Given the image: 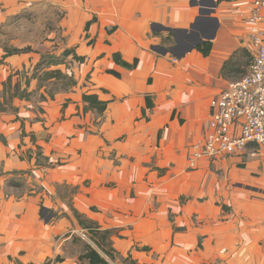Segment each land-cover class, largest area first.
Returning <instances> with one entry per match:
<instances>
[{
    "label": "crops",
    "instance_id": "crops-1",
    "mask_svg": "<svg viewBox=\"0 0 264 264\" xmlns=\"http://www.w3.org/2000/svg\"><path fill=\"white\" fill-rule=\"evenodd\" d=\"M50 1L93 44L79 41L77 86L0 114V264H88L87 243L111 264H264V149L189 165L211 101L249 70L252 0ZM4 54L2 77L41 58ZM83 93L108 101L105 113L85 112Z\"/></svg>",
    "mask_w": 264,
    "mask_h": 264
},
{
    "label": "built area",
    "instance_id": "built-area-1",
    "mask_svg": "<svg viewBox=\"0 0 264 264\" xmlns=\"http://www.w3.org/2000/svg\"><path fill=\"white\" fill-rule=\"evenodd\" d=\"M248 23L253 56L249 70L211 101L208 132L190 150L191 168L204 157H253L258 148L264 149V0H252ZM251 145L256 149L249 151ZM82 236L89 239L84 232Z\"/></svg>",
    "mask_w": 264,
    "mask_h": 264
},
{
    "label": "rangeland",
    "instance_id": "rangeland-1",
    "mask_svg": "<svg viewBox=\"0 0 264 264\" xmlns=\"http://www.w3.org/2000/svg\"><path fill=\"white\" fill-rule=\"evenodd\" d=\"M6 1L7 0H0V49L4 50V48L11 49L15 47L25 48L29 46L33 48V52H35L36 55L51 54L52 56L61 57L67 49L74 48L77 50L80 45L79 41L87 40L88 45L93 41L89 32L85 34L84 28L78 30L74 27L65 26V21H74L77 16L68 8H65L59 1L26 0L27 4L23 9L19 8L20 5H18L16 1ZM88 34L90 37H88ZM71 57L67 58L65 64L59 65V68H62L65 73L69 74L74 64ZM245 57L247 59V56ZM1 64L6 65L7 63H5L4 59L0 58V65ZM35 65L36 64L32 63L27 66L25 65L22 69H11L10 71L8 69V72H13L15 74V80L17 79L16 71H19V73L23 75L26 73L31 74ZM48 69H50V67H48ZM6 74L4 73L3 77L0 76L1 91L3 90L2 82L6 81L9 77ZM44 84L46 86L43 90L52 95L66 90L64 85L65 82L63 81L46 82ZM40 96L41 92L36 91L31 97L35 105L34 109L37 108V102L41 100ZM1 170L0 166V171ZM3 175L4 174L0 172V180L4 178ZM24 189L23 187L21 188L15 185L11 180H8L7 183L5 182L4 184L5 191H15L16 195L23 192ZM85 240L90 242L89 239L85 238Z\"/></svg>",
    "mask_w": 264,
    "mask_h": 264
},
{
    "label": "trees",
    "instance_id": "trees-1",
    "mask_svg": "<svg viewBox=\"0 0 264 264\" xmlns=\"http://www.w3.org/2000/svg\"><path fill=\"white\" fill-rule=\"evenodd\" d=\"M221 1L224 0H218V2ZM96 21V17H93L90 21H88L85 25V30L88 31L90 26ZM113 30L114 28L109 30V32H112ZM91 44H93L92 41L89 43V45ZM197 49L202 52L205 56H207L209 55L212 49V42L204 41L203 43L197 46ZM32 51L33 48L29 46L25 48H4L5 54L3 57L7 58L9 56L30 53ZM246 54L248 55H246L248 59V65H250L252 62V54L248 50ZM69 57L72 58V62L74 63H82L86 59V57L79 55L74 48H70L65 50L61 57L52 56L51 54H42L40 60L34 66L33 72L31 74L26 73L25 75H23L19 73V71H16L17 79L14 80L15 74L11 72L7 80L2 82L3 90H0V114L8 111H18V107L14 105L15 99L30 100L31 97L36 93V91L40 92L41 89L46 86L44 84L46 82L63 81L65 82L64 85L66 87V90L77 86V81L74 77V73H65L62 68H59V65L65 64V61ZM113 57L118 64L127 68H134L137 64V59L133 63H129L122 59L119 53H115ZM48 67H50V69H48ZM109 72L119 76V73L114 70H111ZM40 98L41 101L54 100L55 94L52 95L51 93L45 91L41 93ZM82 99L85 103V112L95 111L96 113L102 115L105 113L109 105L108 101L102 100L96 93H83ZM147 106L148 108L153 107V103L150 99V96H147ZM0 172L1 174H5L2 170ZM17 186L20 185L18 184ZM48 213H50V211L47 212V215ZM77 218L80 221V214H77ZM80 222L81 225H84L82 221ZM88 238L101 250H103V252L104 250H107L102 247L96 234H90ZM106 252L109 256H112L111 253H109L108 251ZM80 259L88 264H111L106 258L101 255V253L91 243H87L85 245V252L80 256ZM57 261H61V258H58ZM49 263L50 262H47L46 264Z\"/></svg>",
    "mask_w": 264,
    "mask_h": 264
},
{
    "label": "water",
    "instance_id": "water-1",
    "mask_svg": "<svg viewBox=\"0 0 264 264\" xmlns=\"http://www.w3.org/2000/svg\"><path fill=\"white\" fill-rule=\"evenodd\" d=\"M46 215V209H44V211H43V216H45Z\"/></svg>",
    "mask_w": 264,
    "mask_h": 264
},
{
    "label": "clouds",
    "instance_id": "clouds-1",
    "mask_svg": "<svg viewBox=\"0 0 264 264\" xmlns=\"http://www.w3.org/2000/svg\"><path fill=\"white\" fill-rule=\"evenodd\" d=\"M90 240V239H89Z\"/></svg>",
    "mask_w": 264,
    "mask_h": 264
}]
</instances>
